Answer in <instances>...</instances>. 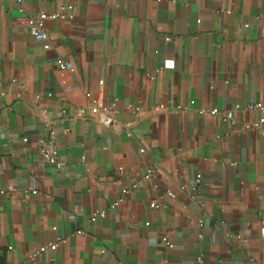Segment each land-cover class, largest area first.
I'll list each match as a JSON object with an SVG mask.
<instances>
[{"label": "crops", "instance_id": "1", "mask_svg": "<svg viewBox=\"0 0 264 264\" xmlns=\"http://www.w3.org/2000/svg\"><path fill=\"white\" fill-rule=\"evenodd\" d=\"M24 4L74 15L46 21L45 47L15 0H0V187L11 189L0 196V264L264 258V121L243 126L258 115L245 105L264 101V0ZM57 55L72 69L59 68ZM87 91L116 97L117 122L80 113ZM213 107L231 109L238 124L199 111ZM49 125L62 167L37 147ZM149 166L156 173L144 178ZM30 185L39 191L25 196ZM100 207L106 214L92 220ZM59 234L67 239L32 256ZM162 234L172 246L153 240Z\"/></svg>", "mask_w": 264, "mask_h": 264}, {"label": "built area", "instance_id": "2", "mask_svg": "<svg viewBox=\"0 0 264 264\" xmlns=\"http://www.w3.org/2000/svg\"><path fill=\"white\" fill-rule=\"evenodd\" d=\"M15 2L18 4L19 11L26 13L27 17V24L30 29V31L37 37L44 40V46L49 47L51 45V42L48 40V33L46 31V21L48 19H57L60 17H64L67 15L73 16V13H67L62 10H48V9H39L38 11L34 13H28L24 4V0H15ZM66 3L62 6L65 7ZM169 38V37H168ZM56 65L59 68H66V69H72L73 62L66 58L63 55H57L54 59ZM103 80H101V83ZM4 93V90H0V94ZM86 94L90 97L89 104L87 106H80L79 111L81 114H92L99 122L105 124V125H111L117 122V117L115 116V103H116V97H107L105 95V92H99L96 95H92L90 91H87ZM162 105V104H160ZM179 106V105H178ZM239 104H236V107H238ZM245 109L249 111H255L257 112V117L254 120H246L243 122L244 128H253V127H260L264 121V101L263 100H251L245 105ZM200 112L209 111L213 114H219L222 119L230 121L234 126L238 124V119L234 115L233 111L231 109L226 110H219L216 107L210 108L209 110H206L205 108H199ZM128 133H131V130L128 129ZM48 133L49 137L41 136L38 139L37 147L42 154L43 158L53 164L56 167H62L63 161L60 158L59 149L56 145L55 140L53 139L55 130L52 125L48 126ZM23 139L27 140L28 136L23 135ZM141 150H144V147H141ZM85 157L82 156V159ZM156 173V170L153 166H149L144 174V178H150L154 176ZM203 181V173L201 171H197L193 178L191 179L190 183L188 185V191L192 196L197 195V191ZM138 185V181L132 182L130 185L124 186L121 189V193L119 197L112 202V207L117 206L121 200L123 199L124 195L131 190L132 188L136 187ZM182 188H186V184H181ZM167 192L170 195H175V191L171 188L166 189ZM11 191L10 188L6 187H0V196L3 194L9 193ZM39 191V188L35 185H30L29 187L24 189V195L28 196L30 193H36ZM201 204H204L203 198H201ZM152 206H159V202L157 200L151 201ZM106 209L103 207H100L96 209L91 214V219L94 220L98 215H105ZM149 221H146L148 223ZM200 222L202 224V219L200 218ZM79 231V230H78ZM262 233H264V225L261 227ZM200 236L202 235V232L199 233ZM240 235V234H239ZM67 239L65 234H59L56 239L49 241L47 243L41 244L40 246L36 247L33 252L32 256L36 257L43 251H45L48 247H56L59 245L60 242L65 241ZM153 240L156 243L165 242L168 246H172L173 242L170 241L167 234H162L160 236H155ZM105 248H103V251ZM204 258L202 254H199L197 256V261L199 263L203 262ZM219 264H264V258H259L254 255L249 256L246 260L243 262H233V261H226V260H220Z\"/></svg>", "mask_w": 264, "mask_h": 264}]
</instances>
